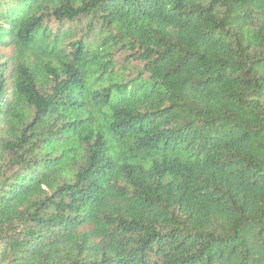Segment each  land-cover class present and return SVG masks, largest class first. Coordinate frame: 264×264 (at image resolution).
<instances>
[{
    "label": "trees",
    "instance_id": "trees-1",
    "mask_svg": "<svg viewBox=\"0 0 264 264\" xmlns=\"http://www.w3.org/2000/svg\"><path fill=\"white\" fill-rule=\"evenodd\" d=\"M0 264H264V0H0Z\"/></svg>",
    "mask_w": 264,
    "mask_h": 264
}]
</instances>
